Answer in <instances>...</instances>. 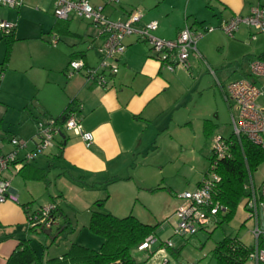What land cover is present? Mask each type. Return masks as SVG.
Wrapping results in <instances>:
<instances>
[{
  "label": "crops",
  "instance_id": "1",
  "mask_svg": "<svg viewBox=\"0 0 264 264\" xmlns=\"http://www.w3.org/2000/svg\"><path fill=\"white\" fill-rule=\"evenodd\" d=\"M88 1L100 6L111 19H124L132 11H139L142 16L138 25L156 21L154 34L166 39L175 38L185 24L196 29L217 27L233 15H247L250 6L257 2L264 8V0H122L120 4L108 0ZM0 7V21L15 25L13 44L33 36L38 38V34L44 32L58 31L74 36L60 47L58 42L54 46L51 41L40 38L43 44L59 47L49 61L32 62V55L17 57L10 54L3 66L6 43L0 35L4 39V52L0 57V71L4 72L0 84V152L13 149L12 137L26 142L25 148L17 150V161L4 173L10 181L11 191L17 195V202H0V264H5L21 239H29L38 256V262L30 264H50L48 261L63 255L71 243L98 249L102 239L93 242L78 240L92 211L106 210L116 217L129 213L144 224L154 225L140 218L142 212H132L135 207L131 206L129 210V199L142 191L162 195L158 192L164 188L161 185L164 183L163 174L171 157L164 151L162 158L153 157L154 163L152 156L160 154L157 141L167 147L176 145L171 135L167 136L165 132L168 122L176 118V110L180 108L178 103L186 100L180 81L191 75V70L222 67L245 57L264 56V34L254 33L251 28L240 24L231 38L219 29L205 34L197 42L199 57L190 56L189 68L178 67L169 71L160 67L148 44L138 41L135 35H128L124 38L125 51L117 58L118 72L109 87L101 89L88 83L82 74L70 78L64 74L72 58L82 57L87 65H96L98 61L97 47L102 39L96 38L93 32L90 35L86 31L83 35L73 33L69 24L76 17L65 21L67 28L64 32L59 28L64 23L53 15L54 0H22L17 8L1 4ZM80 27L83 26H79L78 32ZM253 34L254 39L251 38ZM29 68L49 73L45 79L34 76L30 82L21 85V72ZM237 75L247 77V65ZM12 95L17 99L13 100ZM71 102L80 105L77 116L82 129L92 134L91 142L86 144L71 131H64V136L57 135L45 153L21 163L24 155L36 144V119L41 115L61 116ZM203 123L201 131L206 136ZM199 182L200 178L195 187ZM114 198L128 204L114 205ZM100 200L104 201L103 207L95 204ZM52 201L57 202L59 209V225L53 227L55 232L53 229L29 232L26 212ZM171 201L175 203L168 213L162 214L163 217L171 215L178 205L173 197ZM61 224H64L61 229L67 227L60 233L61 229L57 230V227ZM69 232L77 237L64 240L62 252L58 248L56 254L50 255L49 250L44 252L41 242L54 244ZM145 264L159 263L151 256Z\"/></svg>",
  "mask_w": 264,
  "mask_h": 264
},
{
  "label": "built area",
  "instance_id": "2",
  "mask_svg": "<svg viewBox=\"0 0 264 264\" xmlns=\"http://www.w3.org/2000/svg\"><path fill=\"white\" fill-rule=\"evenodd\" d=\"M122 0H108L110 3H120ZM1 5L20 7L22 0H0ZM53 15L57 20L65 21L76 17L89 22L97 30L96 38H101L97 47L98 61L96 65H87L82 57H75L68 61L65 76L72 77L82 74L88 83L106 89L118 72L117 58L125 51L124 38L135 35L138 41L149 45L154 57L161 68L173 71L175 68H189L190 56L199 57L197 42L205 34L219 29L226 36L233 37L240 24L251 28L254 33L264 34V8L259 2L250 6L247 15H233L223 20L217 27L204 26L200 29L185 24L175 38L166 39L154 34L157 29L156 21H149L138 25L141 18L139 11H132L126 18L111 19L103 13L100 6L90 4L88 0H54ZM14 23L0 21V33L8 35L13 31ZM255 38V34L251 36ZM58 38L52 36L51 44L56 45ZM247 77L231 80L226 85L227 99L233 103L235 113L232 115V138H224L217 134L213 138L209 166L202 179L192 192L179 194L182 203L175 209L171 218L173 235L186 238L199 229L210 230L215 226L218 213H225L226 208L216 201L213 196L221 176L218 174V162L222 158L231 156V145L234 140L245 138L251 143L264 149V58H252L247 67ZM3 73L0 72V83ZM79 104L71 105L64 114L62 121L53 117H41L36 120V144L32 150L24 155L21 163L32 161L37 155L45 153L54 144V139L61 132L71 131L79 136L86 144L92 140V134L82 129L77 111ZM10 143L14 146L7 153L0 152V202H17V195L10 189V181L4 176L8 167L17 161L18 148H25L26 142L12 137ZM248 189L244 185L243 208L247 219L253 221L251 234L254 246L248 254V259L254 264H264V181L256 189L252 176L249 175ZM58 204L55 201L39 206L34 211H27L26 223L28 228L38 231H48L59 225L56 215ZM213 221V222H212ZM209 223H212L211 227ZM156 242L154 235H149L138 246V250H145L152 255V245ZM172 247V242H160L158 252L164 258L160 264H167L165 252ZM55 264V263H52Z\"/></svg>",
  "mask_w": 264,
  "mask_h": 264
},
{
  "label": "rangeland",
  "instance_id": "3",
  "mask_svg": "<svg viewBox=\"0 0 264 264\" xmlns=\"http://www.w3.org/2000/svg\"><path fill=\"white\" fill-rule=\"evenodd\" d=\"M145 4H147V1ZM79 26H83L80 27V32L77 31ZM69 27L73 33L77 32V34L80 35H83V32L85 31L89 32V35L92 32L94 35L97 34V30L94 26L89 22L87 23V21H80L77 18L70 22ZM0 35H2V33H0ZM53 35L58 38L59 47L63 43L69 42V39L74 37L69 36L68 34H60L58 31H52L50 33L44 32L43 35L39 33V39L34 38L33 36L31 39H23L22 41L18 40L15 42L16 44H13L11 49V55L15 54L17 57H28L29 55H32V62H39L40 60L49 61L54 57V53L59 47L52 48L53 46L50 43H45V41V44H43L40 38L50 42ZM3 52L4 39L0 36V57ZM250 58L251 57L238 59L236 62H232L222 67L212 66L211 68H205L204 70L201 69L199 71L191 70L192 74H188L187 77L182 78L180 81L182 83L181 87H183L182 91L186 93V100L178 103L177 106L180 108L176 110V112L178 111L177 113L175 112L176 118L168 122L169 127L165 132V135H171L172 141H175L176 145L171 144L167 147L166 144H162L161 141L158 143L157 141V146L161 148V151L159 152V155L155 154L152 156V159L153 157L162 158V153L165 151V154H168L171 157L163 174L164 183L161 185H163L164 188L160 189V192H158L162 193V195L159 196V194H151L149 192L142 193V191L139 195L136 193L134 197L129 199L128 206L129 210L131 209V206L133 208L135 207L134 210H132L134 213L136 212L138 214L139 211L142 212L143 215H140L141 219L153 222L152 224L154 225L157 224L156 230L158 231L157 233L156 231L154 233L156 242L152 245L153 253L151 256L153 261H158L159 264L164 256L162 253L160 254L158 252V245L160 242H166L167 240L172 242V247H167V251L165 252V260H167V264H217L213 256V249L216 244L226 236L236 237L247 247L254 246V239L251 234L253 221L247 219V213L243 208V198L241 199L233 218L225 221L223 220L222 215H217L218 222L215 224L214 228H211L210 230L199 229L195 234L184 239L177 238L173 235V227L170 224V219L173 213L171 215H164V217L162 216V214H166V212L168 213L170 211V206L175 203L171 201L172 197L178 202V205L175 207L176 209L182 203V200L178 197L179 194H182L185 191L192 192L195 190L197 179H202L203 174L209 166L214 136L220 134L224 138L231 137L233 132L232 115L235 113V110L233 103L226 97L225 89L228 82L242 77L237 74L242 72L246 65L248 67ZM48 73L47 70L29 68L26 71L21 72L20 84L23 85L30 82V79L34 76L40 79H45L47 78ZM21 88H23V86L19 89ZM23 91H26V89L24 88ZM11 98L13 100L17 99L16 95H12ZM205 119L209 120L210 124L208 134L203 136L201 129L202 123L204 122L203 120ZM153 161L155 163L154 159ZM251 176L256 189H259L262 181H264V162L259 164L257 168L253 170ZM244 185L248 189V176L244 179ZM113 204L124 206V204L127 205L128 203L114 198ZM148 207L150 210H147ZM80 220L82 221V219ZM52 229L53 232H55V228ZM75 237H77V235L73 236V232H69L64 234L62 238L60 237L56 240L54 244H49L48 241L47 245H45L44 242H41L43 250L44 252L49 250L50 255L56 254L57 248L59 252H62L65 244L64 240L70 241ZM79 239L84 242H93L94 240L101 241L102 238L99 235L91 233L86 227L78 235V240ZM146 252L148 251L138 250L135 255L137 258H142V255H147ZM244 264H254V262L248 259Z\"/></svg>",
  "mask_w": 264,
  "mask_h": 264
},
{
  "label": "trees",
  "instance_id": "4",
  "mask_svg": "<svg viewBox=\"0 0 264 264\" xmlns=\"http://www.w3.org/2000/svg\"><path fill=\"white\" fill-rule=\"evenodd\" d=\"M65 21H61L64 24L59 27L64 32L67 28ZM12 32L3 35L6 43L5 54L1 63L3 66L7 64L11 54L14 41ZM259 58H264V56ZM2 71L0 72L3 73ZM73 104V102L69 103L61 116L53 118L62 121L66 110ZM41 117L49 116L41 115L39 118ZM209 124V120H204L205 135L208 134ZM229 138H232V135ZM230 150L231 156L222 158L218 162L217 171L221 176V182L213 196L216 201L226 208L225 213H218V215H222L225 221L233 218L241 199L245 195L244 179L246 176L251 175L259 164L264 162V149L245 138H241L239 141L234 140ZM103 202V200H100L96 201L95 204L103 207ZM215 222H218L217 216ZM63 225L57 227V230L61 229ZM66 227L64 226L60 233L64 232ZM156 227L157 224H144L131 214L116 217L106 210L92 211L87 228L91 233L102 238L100 247L92 249L77 243H71L63 255L57 256L48 262L50 264H145L150 255H142V258H137L135 253L138 252V246L146 237L154 235ZM28 231L40 233V231L32 228H28ZM251 250L252 247L245 246L236 237L226 236L214 247L213 256L217 264H244L248 260V254ZM32 262H38V256L31 247L29 239H21L5 264H30Z\"/></svg>",
  "mask_w": 264,
  "mask_h": 264
},
{
  "label": "water",
  "instance_id": "5",
  "mask_svg": "<svg viewBox=\"0 0 264 264\" xmlns=\"http://www.w3.org/2000/svg\"><path fill=\"white\" fill-rule=\"evenodd\" d=\"M63 119H64V117H62V120H63ZM60 135H61L62 137L64 136L62 132L60 133Z\"/></svg>",
  "mask_w": 264,
  "mask_h": 264
}]
</instances>
